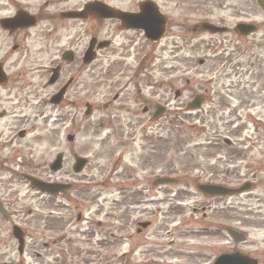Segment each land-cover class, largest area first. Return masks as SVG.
Wrapping results in <instances>:
<instances>
[{
	"label": "flooded vegetation",
	"instance_id": "flooded-vegetation-1",
	"mask_svg": "<svg viewBox=\"0 0 264 264\" xmlns=\"http://www.w3.org/2000/svg\"><path fill=\"white\" fill-rule=\"evenodd\" d=\"M117 1L0 0V256L6 257L11 248L9 242L15 244L16 252L22 256L29 238L51 231L49 223L57 222L60 218L57 213L62 209L68 210L71 205L87 206L93 188L97 187L108 189L104 203L113 202L115 208L103 222L96 223L103 231L85 233L88 243L101 250V264H164V259L170 257L165 248L172 240L166 243L164 237L173 235V229L166 228L172 225L174 211L168 210L172 190L158 197L156 188L161 189L162 185L157 186L154 181L131 183L122 177L115 185L110 181L112 176L107 174L102 182L93 186L86 173L89 160L81 172L75 171L77 157H83L76 151L77 134L73 129L60 133V121L66 113L69 116L63 118V122L71 126L76 122L83 126L99 114L100 124L107 126L114 136L116 128L161 125L167 117L157 118L158 106L168 103V98L158 96V92L174 93V99L180 100L190 86L188 79L180 88L157 86V43L147 40L143 31L128 29L119 20L100 18L89 11L93 3H98L115 11L138 13L141 4L151 0H140L128 7ZM110 25L113 28H109ZM121 35L133 38L116 41ZM245 40L238 38V41ZM218 49L215 56L220 60L226 49L224 44ZM99 60L103 62L100 71H93ZM263 94L264 90L259 94L261 98ZM229 99H232L230 95ZM254 100L251 95L250 105ZM253 109L256 108H248L249 112ZM39 119L44 121L43 126L37 125ZM231 119H234L232 113L228 120ZM73 136L74 140L70 141ZM245 142L254 144L251 138ZM231 143L226 139V145L231 146ZM43 151L46 159L38 160ZM218 151L219 148L214 154L212 174L201 172L202 183L228 189L245 185L241 188L245 190L239 194L214 196L200 193L208 202L201 206L202 234L206 235V230L210 229L217 240L224 233L230 238L229 231L235 228L236 198L252 194L258 184L256 174L246 184L239 183L234 172L236 164L230 163L235 159L233 153L224 155ZM58 158L62 160V168L54 171ZM227 160L230 164L225 168ZM143 163L146 165L147 160L143 159ZM254 163V155L242 162L249 170ZM262 166L264 168V162ZM116 170L108 169L112 173ZM27 177L65 189L56 195L47 193L32 187ZM25 185L28 188L25 193L32 192L36 210L26 206ZM167 186L172 184L164 185ZM100 195L101 191H95L93 197L99 200ZM261 200L264 202L263 198ZM60 201L66 204H59ZM159 204L163 211L150 210L151 205ZM114 212L118 216L111 214ZM159 216L163 219L161 225ZM83 218L80 211L77 222ZM153 228H157L156 231L152 232ZM221 254L218 251L216 257Z\"/></svg>",
	"mask_w": 264,
	"mask_h": 264
},
{
	"label": "rangeland",
	"instance_id": "rangeland-1",
	"mask_svg": "<svg viewBox=\"0 0 264 264\" xmlns=\"http://www.w3.org/2000/svg\"><path fill=\"white\" fill-rule=\"evenodd\" d=\"M138 1L118 0L117 4L128 7ZM154 1L168 19L167 36L157 51V86L175 85L180 88L188 79L191 83L182 99L175 100L173 93L158 92V96L166 95L168 98L170 111L161 125L116 128L114 136L110 135L112 131L107 126L100 124L99 114L83 126L77 122L71 126L63 122V118L69 116L66 113L60 121V133L73 129L77 134L76 151L90 162L86 173L90 175L93 186L102 182L106 174L112 176L110 181L115 185L122 181V177L131 183L148 179L152 182L153 177L165 174L177 179L171 187L156 188L158 197H163L166 190H172L173 196L168 206V210L174 211L170 220L172 225L166 226L168 230L173 229V235L164 237L166 243L171 240L172 243L165 248L170 257L164 259V264H213L218 251H240L264 264V202L261 200L264 199V94L262 98L259 95L264 90V9L257 0ZM207 20L214 23L224 21L223 25L230 29L240 20L252 21L258 25V31L245 41H237L233 34L211 36L201 31L192 34L194 25ZM132 38V35H121L116 41ZM221 44H224L226 53L218 60L214 53ZM199 59L205 61L204 66H199ZM102 63L99 60L93 71H100ZM224 63L228 65L226 68L221 66ZM198 93L206 96L202 109L187 112L186 105ZM251 95L255 100L250 105ZM250 106L256 108L252 111L253 116H247ZM231 113L234 119L228 120ZM43 124L44 121L39 119L37 125ZM250 138L254 144L245 142ZM226 139H230L231 146L225 144ZM217 148L218 154L233 153L235 159L230 163L236 164L234 172L235 178L240 179L239 183L251 181L252 176L257 175L255 191L236 198L234 226L245 233L244 243H235L225 233L217 240L210 229L206 230V235L202 234L201 206L208 202L201 197L197 185L202 171L208 176L212 174ZM45 154L43 151L37 159H46ZM252 155L255 163L249 170L242 162ZM143 159L147 160L146 165ZM226 162L225 168L230 164L228 160ZM112 168H117L116 172L108 171ZM27 189L25 185L26 206L36 210L32 192L28 191L27 195ZM95 191L102 192L99 200L93 197ZM107 193L108 189L94 187L87 206L71 205L68 210L62 209L57 213L60 217L56 218L57 222L49 223L51 231L29 238L22 256L16 252L15 244L9 242L11 248L6 257L0 256V261L3 264H101V250L88 243L85 233L88 230L103 231L104 228L96 223L103 222L110 210L115 211L113 202L104 203ZM59 204L65 205L66 202L60 201ZM159 209L163 211L161 204L150 206L151 211ZM80 211L84 218L77 222ZM158 218L161 225L162 216ZM109 222L113 223V220ZM156 229L153 228L152 232Z\"/></svg>",
	"mask_w": 264,
	"mask_h": 264
},
{
	"label": "water",
	"instance_id": "water-1",
	"mask_svg": "<svg viewBox=\"0 0 264 264\" xmlns=\"http://www.w3.org/2000/svg\"><path fill=\"white\" fill-rule=\"evenodd\" d=\"M259 3L264 8V0H260ZM89 11H92L94 15H97L99 17H106L109 19H118L123 23V25L126 28L143 30L146 34V37L151 39L152 41H159L165 34L167 21L165 17L160 13L157 6L152 2H147V3L142 4L141 13L139 14H130V13H124L121 11H115L112 8L102 6L101 4H98V3H93V5L89 7ZM200 28L205 31H209L213 34L222 33L226 31V29L224 28H219V27H216L210 24H202ZM195 29H197V27ZM235 31L239 35L248 36L256 31V27L254 25L239 24L236 27ZM94 41H97V40L94 39ZM202 103H203V98L198 96L188 106V109L189 110L198 109L200 108ZM162 111L163 110H159L158 115ZM69 140L70 141L74 140V136L70 137ZM85 164H86L85 160H82L81 158H77L75 171L77 173L81 172ZM61 167H62V160L61 158H58L53 165V168H54L53 170L58 171L61 169ZM27 178L31 181V184L34 188L47 191L49 193L57 194L59 191L65 189L64 186L47 185L31 177H27ZM170 181L171 180H159L156 182V184L168 183ZM199 190L208 195H224V194L238 193L242 189L233 191V190H226V189L215 187V186L203 185V186H199ZM229 234L237 242H243L245 239L242 234L236 231H233V230H230ZM214 264H258V262L255 259H252L251 257L247 255L237 252L234 254H224V255L219 256L215 260Z\"/></svg>",
	"mask_w": 264,
	"mask_h": 264
}]
</instances>
